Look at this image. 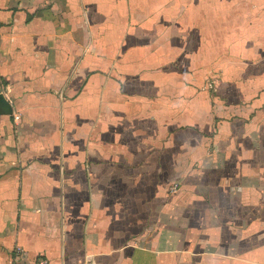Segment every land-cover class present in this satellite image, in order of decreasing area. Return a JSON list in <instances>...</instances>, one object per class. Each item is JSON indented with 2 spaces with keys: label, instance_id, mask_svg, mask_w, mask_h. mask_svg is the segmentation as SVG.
<instances>
[{
  "label": "crops",
  "instance_id": "0c3cea01",
  "mask_svg": "<svg viewBox=\"0 0 264 264\" xmlns=\"http://www.w3.org/2000/svg\"><path fill=\"white\" fill-rule=\"evenodd\" d=\"M0 264H264V0H0Z\"/></svg>",
  "mask_w": 264,
  "mask_h": 264
},
{
  "label": "built area",
  "instance_id": "2783aa9c",
  "mask_svg": "<svg viewBox=\"0 0 264 264\" xmlns=\"http://www.w3.org/2000/svg\"><path fill=\"white\" fill-rule=\"evenodd\" d=\"M24 256V249L21 246H17L13 251L12 264H50L49 259L44 256L37 258L32 263L26 261Z\"/></svg>",
  "mask_w": 264,
  "mask_h": 264
},
{
  "label": "water",
  "instance_id": "95a60500",
  "mask_svg": "<svg viewBox=\"0 0 264 264\" xmlns=\"http://www.w3.org/2000/svg\"><path fill=\"white\" fill-rule=\"evenodd\" d=\"M12 114H13L12 103L4 94H0V116L12 115Z\"/></svg>",
  "mask_w": 264,
  "mask_h": 264
}]
</instances>
